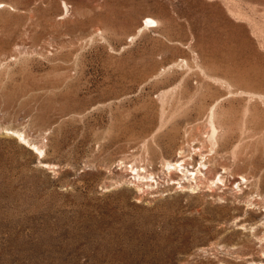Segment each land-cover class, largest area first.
<instances>
[{
  "label": "rangeland",
  "instance_id": "374dc122",
  "mask_svg": "<svg viewBox=\"0 0 264 264\" xmlns=\"http://www.w3.org/2000/svg\"><path fill=\"white\" fill-rule=\"evenodd\" d=\"M0 3V264L264 263V0Z\"/></svg>",
  "mask_w": 264,
  "mask_h": 264
},
{
  "label": "bare ground",
  "instance_id": "6f19581e",
  "mask_svg": "<svg viewBox=\"0 0 264 264\" xmlns=\"http://www.w3.org/2000/svg\"><path fill=\"white\" fill-rule=\"evenodd\" d=\"M6 6V5H5ZM63 6H64V9H65V13H67L68 12V7H67V5H65V3L63 4ZM0 7H4V5L3 4H1L0 3ZM64 11V10H63ZM63 14H64V12H63ZM146 23L147 24H153V23H155V24H157V21L154 19V18H152V17H146ZM145 23V24H146ZM145 24L143 23V27H145ZM159 25V24H158ZM142 27V28H143ZM155 27V26H154ZM143 31V30H142ZM213 115H214V112L212 111V113H211V117H210V120H209V122H210V126H211V139H214L215 140V138L216 137H218L217 135H218V132H217V128L218 127H216L217 125L215 124V122L216 121H214V119H213ZM7 130V129H6ZM7 132V131H6ZM13 133H15V134H17L18 136H19V138H21V140H24V141H26V139H25V137H24V135L23 134H21V133H19V132H13ZM169 134V133H168ZM176 139V138H175ZM217 139V138H216ZM197 141V140H196ZM200 142V141H199ZM211 142V141H210ZM23 143V142H22ZM28 143V142H27ZM216 144V143H215ZM170 145V144H169ZM217 145V144H216ZM34 146V145H33ZM166 146V145H165ZM30 147V146H29ZM33 148H36L37 150H39V148H37L36 146H34ZM187 148V147H186ZM195 148V147H194ZM31 150H33V149H31ZM200 152V151H199ZM215 154V153H214ZM201 155V154H200ZM177 156V155H176ZM206 160V159H205ZM172 161V160H171ZM171 161H167L166 162V167H167V169L168 170H170L169 172L171 173V172H173V170H178V169H181V171H184V169H183V165L185 166V164H187V162L184 160V159H182V161H184V163H181L180 164V162L181 161H177V162H171ZM122 163V162H121ZM122 165V164H121ZM202 166H204L203 164H201ZM207 164H205V166H206ZM185 168V167H184ZM131 169H132V167H131ZM201 170H198L197 172H200ZM206 171V170H205ZM138 175L139 176H141L140 175V172H138ZM195 175H197V173L195 174ZM183 176V175H182ZM185 176H188V175H185ZM198 176V175H197ZM142 178H144V177H142ZM194 179H196V178H194ZM222 180V179H221ZM213 185V184H212ZM262 260H263V262H264V258H262ZM264 264V263H263Z\"/></svg>",
  "mask_w": 264,
  "mask_h": 264
}]
</instances>
